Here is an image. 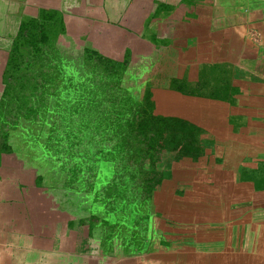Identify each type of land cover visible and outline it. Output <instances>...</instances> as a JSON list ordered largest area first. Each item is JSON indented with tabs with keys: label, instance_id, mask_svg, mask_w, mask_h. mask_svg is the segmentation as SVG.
<instances>
[{
	"label": "crops",
	"instance_id": "crops-1",
	"mask_svg": "<svg viewBox=\"0 0 264 264\" xmlns=\"http://www.w3.org/2000/svg\"><path fill=\"white\" fill-rule=\"evenodd\" d=\"M34 22L50 31L32 53L60 48L66 70L89 51L125 62L155 114L203 129L204 154L171 167L151 200L156 236L123 249L68 208L48 168L0 147V264H264V0H0V105Z\"/></svg>",
	"mask_w": 264,
	"mask_h": 264
},
{
	"label": "trees",
	"instance_id": "trees-1",
	"mask_svg": "<svg viewBox=\"0 0 264 264\" xmlns=\"http://www.w3.org/2000/svg\"><path fill=\"white\" fill-rule=\"evenodd\" d=\"M43 40L45 39L43 38ZM35 41L38 42L39 40ZM35 41L34 43H36ZM45 45L43 43L44 47ZM94 62L99 68L104 63L107 72L110 70L109 73L116 71L114 60L101 53L89 51L84 62L79 61L75 64L76 75L78 77L84 76L85 73L89 72L90 66ZM62 63L63 61H60L59 66L56 64L53 71H47L41 62L33 63L32 61L29 63L32 65L27 67V71L33 72V75L22 74L20 80L24 79L26 83L18 85L21 87L26 84L30 85L32 79L34 77L36 79L37 75L42 73H45L46 77H43L41 81L49 85L47 82L50 78L49 72H52L51 76H59L60 69L66 71ZM96 64L92 66V73L99 71ZM39 66H43V68L39 69ZM120 67V72L126 71L127 64L123 62ZM116 75L121 74L117 72ZM65 82L67 81L62 79L57 84L52 85L51 92L45 93L40 109L41 115L25 116L22 114L25 110L22 108L20 112V103L17 101L14 109L16 108L19 114H16L17 120L12 122V126L20 121L27 125L28 132L24 134L28 133V138L32 141L35 140L38 144L39 155L33 159L49 169L48 174L51 182L58 188L57 194L67 202L70 201L71 203L73 195L75 199L78 198L86 202L82 209L85 207L84 210L91 209L93 211L95 204L105 207L117 203L114 198L120 197V189L125 188L126 191H133L135 198L127 196L122 198L123 201L141 200L150 204L154 192L169 177L168 172L176 162L194 164V160L199 159L204 154L200 143L203 129L184 119L175 120L171 119L172 117H159L155 114L150 91L145 92L144 95L141 93L142 98L140 99L136 92L125 88L123 96L118 95L117 98H123L127 95L125 96L126 99H132V102H135L132 104H137L132 105V107L140 106V108L132 111L134 114L132 121L117 123L116 127L108 128L106 126L107 121H102L96 116V114L102 113L104 106L98 104L91 109L85 107L86 100L89 99L90 101V97L95 100L97 97L88 94V92H80L72 86H69L70 89L67 90ZM125 83L119 82V87H133ZM7 92L6 87L0 105L1 120L3 118L5 120V112H3L5 106L2 107V103L6 98L5 95L8 94ZM27 93L22 97L26 103L28 102L27 99L30 98H28ZM61 100H68L69 104H60ZM135 111L139 115H136ZM6 113L9 116L7 119H11L9 112L6 111ZM140 113L144 117H140ZM92 114L93 117H90L89 115ZM1 120L0 123L2 124ZM161 120H164L163 125H168L165 133L159 126ZM110 124L114 125L113 122ZM178 125L180 126L176 128ZM16 133L23 139L24 134ZM5 139L0 141L1 149H12L13 146L4 143ZM76 141L83 143H78L79 146H76ZM88 146L90 148H87ZM36 153L35 155H37ZM85 157L87 158L86 161H84ZM83 162H85L82 164L83 167L81 166L83 169L76 168L75 172H70L68 165L71 163L77 165L76 163ZM71 173L73 177L70 175ZM87 200L93 201V203H88ZM76 206L80 207L79 204ZM111 213L113 216L116 214L120 217L128 216V214L123 215L117 211Z\"/></svg>",
	"mask_w": 264,
	"mask_h": 264
},
{
	"label": "rangeland",
	"instance_id": "rangeland-1",
	"mask_svg": "<svg viewBox=\"0 0 264 264\" xmlns=\"http://www.w3.org/2000/svg\"><path fill=\"white\" fill-rule=\"evenodd\" d=\"M35 25H36V27L35 26L34 27L28 26V27H26V29H23L24 31L29 33V34H27L28 36L29 35L34 36L33 38H30L29 39L30 41L27 42L26 44L24 42L23 52H21V55L25 56L26 59L20 61L19 60V57H20L19 53H16V52L13 53L12 52L11 60L14 62H19L20 66L19 65L18 66L20 68V70H19L20 74L15 75V73L13 71L12 75L11 76L9 75L7 77L6 84L9 83L7 86V89H8L7 93L8 94L5 95L6 98L3 100V103H2V107L5 106V109L3 108L4 109L3 112H5L4 113L5 120H4V118L2 120L0 119L3 122V125H5V121L11 122V125H12V121L17 120L16 114H19L18 113L19 111L16 110V108L14 109V106H15V104H17L16 103L17 101L20 103V112H21L22 108H23V110H25L22 112V114H24L25 116L33 117V116L41 115L40 109H41V104H42V100H43L45 93L51 92L52 85L57 84L62 79H63V81L64 80L67 81V82H65L66 83L65 87L67 88V90L70 89L69 86H72V87H75L80 92H84V93L88 92V94H92V96L97 97V99H95V100L92 99L91 97H90V101H89V99L86 100L85 101V107L91 109V107L96 106L98 104L101 105L102 107L104 106L105 108H103L102 113L96 114V116L98 119L100 118L102 121H107L106 126L108 128L111 126L116 127L117 123L126 122L128 120L132 121V115H134V114H132V111L139 109L140 106L132 107V105H137V104H132V103H135V102H132V99H130V100L126 99L127 97H125V96H127V95H125L123 98H117V96L118 95L123 96L125 88H126V89H131L134 92H136L138 98L141 99L142 98L141 93H143V91L137 90V89H140V87L138 86V87H136L137 88L136 89L135 88L136 83L134 85L130 80H128V78L129 79L132 78L133 80L138 81L140 78L139 76L134 75L132 77H129L128 75H126L125 70L120 72V69H121L120 66L122 65V62H120V61H115V63L113 62L114 66H115V70H116V71H114V73H109L110 70L107 72V68H106L104 63H102L101 67L99 68V66L96 64V62H94L90 66L89 72L85 73L84 76H82V77H78L76 75L77 72H75V70H76L75 64L79 63V61H77V62L72 61V63H71L72 69L64 71V70L59 68L60 69L59 76H56V75L51 76L52 72H49L48 76H50V78L47 81L49 85L44 84L41 81L43 77H46L45 73L44 74L42 73L40 75H37L36 79H35V77L33 78L35 80L34 84H33L34 80L32 79V83L30 85L26 84L25 86L21 87L20 85H23L21 83H26V81L24 79L20 80V77L22 76V74L27 73L30 76L33 75L32 74L33 72L29 73V71H27V67H30L32 65V64L31 65L29 64V63H32V61H33V63L41 62L44 64L45 70L53 71L54 66L56 64H58V66H59L60 61H64V59H66V57H67L66 54L63 53L60 48H56L55 46L52 47V45H45L46 47H48V49H46V52L44 49H42L43 53L41 55L40 54L35 55V53H32V52H34V49L36 47L41 48L40 45L37 46L36 43H34V39L36 37L38 38L40 36H42V38L45 37L47 39L48 38V37H46V36H48L47 33L50 31V30H48L47 33H45V30H44V33H41L39 31L37 32L35 30L37 27H39V25H38V23H35ZM38 40H39V38H38ZM54 47H55V49H54ZM25 49H28V50H25ZM15 51H17V50L15 49ZM37 57H39V58H37ZM35 59H39V60H35ZM13 63H11V65H13ZM94 64H96L98 66V69H99V71H97L96 73L91 72V70L93 69L92 66ZM8 71H10L9 67H8L7 72ZM117 72H119L121 75H116ZM120 78H121V80H120ZM29 80H31V79H29ZM119 82H121V83L126 82L125 84L131 85L133 87L120 88ZM69 83H70V85H69ZM18 84H20V85H18ZM194 88H196V87H194ZM208 90H210V89L209 88L204 89V90L202 89L201 92H204L205 94L209 95L208 92H212V91H208ZM28 91H30V92H28ZM10 92H11V94H10ZM213 92H215V90ZM13 93L14 94L16 93L17 95H14ZM26 93L28 95V98L30 97L29 99H27L28 100L27 103L25 101H23L24 98H22V97H24V95ZM216 93H217V91H216ZM61 103L63 105L69 104L68 100H61L60 104ZM154 107H155V104H154ZM155 108H154V111H155ZM6 111L9 112V115L11 117V119H9V120L7 119V117H9V116L7 115ZM135 113H136V115H139L138 112L135 111ZM89 116L93 117V114L89 115ZM140 117H144V115L142 113H140ZM159 117L171 118V117H167L165 115H159ZM171 119L182 120V118H175V117H172ZM157 121L159 122V120H157ZM111 122H113L114 125H111L110 124ZM163 123H164V120H161L159 126H160V129L162 130V132L165 133L166 127L168 125H163ZM179 126L180 125L176 126V128H178ZM3 127L5 128V126H3ZM3 127L0 126L1 131H4ZM7 136L8 135L6 134V132L4 134H0V138H6L4 140V143H7L8 146L12 147L11 140L15 137V134H12V131H10L8 138H7ZM78 143L80 144L83 142L78 141L76 146L77 145L79 146ZM87 148H90V146H88ZM21 160L22 159H20V161ZM86 160H87V158L85 157L84 161H86ZM33 162H35V161H33ZM33 162H30V163H33ZM30 163H28V164H30ZM39 164L40 163L36 164L37 169H35V170H37V173H40L39 170H42V168H41L42 166L40 167ZM76 164L77 165H74L71 163V165H68L70 172H75L76 168L77 169H80V168L83 169L82 164H85V162L80 163V164L76 163ZM70 175H72V177H73L72 173ZM102 177L104 178L103 174H102ZM104 180H105V178H104ZM167 187H168V189L171 188V184L170 183L166 184V188ZM120 194H121L120 197L114 198L117 203L109 204L105 207H101L100 205L95 204L93 211H91V209H89V208H88L89 210L86 211V210H84L85 207L82 209V207L84 206V204L86 202H83L84 200L81 201L78 198L75 199L74 196L72 195L71 203H70V201L68 202V206H69L68 208L74 209L76 211H81L80 215H83L81 222L88 223L90 225L89 230H96L97 235H101L102 240H105L107 243H110L111 238H113L112 241H114V239L116 238L115 234L120 233L121 239H122L121 244H116L117 241H114L113 246H114V248H116L117 246L120 245V247L122 246L124 249V248H128L130 244L138 242L140 240V238L145 235V232L147 233V229H149V228H147L148 224L150 227V224H151L152 219H153V217H150V213H149L150 211H152L151 209H152L153 204H152V201H151V204L145 203L141 200H131L128 202L123 201L122 198L127 197V196H129L131 198H135L133 191H126L125 188L120 189ZM87 202L93 203V201H90V200H87ZM76 204H79L80 207H77ZM116 211L121 212V214H123V215L128 214V216H126V217L117 216L118 218H120L119 221H117L115 216H113V219L110 220L109 222H107V218H106L107 213L116 212ZM75 217H79V216H75ZM105 219H106V222H105ZM121 219H124V220H121ZM79 226L80 225L77 223L76 228L80 229ZM129 233L130 234L132 233V234L130 235ZM148 233L150 235V238H153L156 236L157 232L156 231L153 232V228H152V229H149ZM148 233H147V235H148ZM111 235H114V236H111ZM155 242H158L157 245H159V246H161L162 244H165L167 246V244L171 243L172 240L166 234V236H164L163 238H159V239L155 238ZM120 247H117V248H120ZM156 257H157V255H156Z\"/></svg>",
	"mask_w": 264,
	"mask_h": 264
},
{
	"label": "flooded vegetation",
	"instance_id": "flooded-vegetation-1",
	"mask_svg": "<svg viewBox=\"0 0 264 264\" xmlns=\"http://www.w3.org/2000/svg\"><path fill=\"white\" fill-rule=\"evenodd\" d=\"M1 126L2 127L5 126V128L3 127L5 132L9 133L10 131H12V134H15V137L11 140L12 146H13L12 147V149H13L12 153L13 154L19 155L20 158H25L27 155H30V157H35V156L39 155V150L37 148V146H38L37 142L35 140L32 141L30 138H28L29 137L28 133L24 134V133L28 132L27 131L28 127L26 124H23V122L20 121L19 123L17 122V124L15 126H12L11 122L5 121V125H3V122H2ZM13 128L15 131L13 130ZM16 132H18L20 135L24 134L23 139L20 138L19 136H17ZM32 143H35V144L32 145ZM35 153L37 155H35ZM34 161H35V162H33L34 165L39 163L37 160H34Z\"/></svg>",
	"mask_w": 264,
	"mask_h": 264
}]
</instances>
